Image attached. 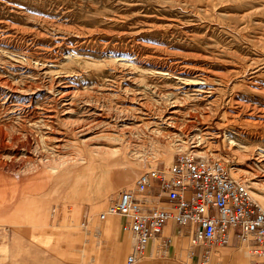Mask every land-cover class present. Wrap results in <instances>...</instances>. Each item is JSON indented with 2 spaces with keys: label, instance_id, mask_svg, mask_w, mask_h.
Wrapping results in <instances>:
<instances>
[{
  "label": "rangeland",
  "instance_id": "1",
  "mask_svg": "<svg viewBox=\"0 0 264 264\" xmlns=\"http://www.w3.org/2000/svg\"><path fill=\"white\" fill-rule=\"evenodd\" d=\"M0 132V264H112L118 236L126 264L122 217L115 236L99 215L175 145L264 191V0H0ZM96 150L55 192L49 167ZM177 245L197 264H260L244 241L207 258Z\"/></svg>",
  "mask_w": 264,
  "mask_h": 264
},
{
  "label": "built area",
  "instance_id": "2",
  "mask_svg": "<svg viewBox=\"0 0 264 264\" xmlns=\"http://www.w3.org/2000/svg\"><path fill=\"white\" fill-rule=\"evenodd\" d=\"M108 207L110 214L122 217L121 231L134 240L126 264L144 258L151 241L159 251L168 247L163 229L169 220L201 246L206 258L213 247L244 241L264 264V208L221 159L176 153L169 165L139 174L133 187L120 190Z\"/></svg>",
  "mask_w": 264,
  "mask_h": 264
},
{
  "label": "bare ground",
  "instance_id": "3",
  "mask_svg": "<svg viewBox=\"0 0 264 264\" xmlns=\"http://www.w3.org/2000/svg\"><path fill=\"white\" fill-rule=\"evenodd\" d=\"M226 141L229 142L233 146L234 145H238L236 150L238 152H243V149H242L243 145H241V143H236L235 140H233L229 135L226 136ZM173 149H175L177 151H180V152H186V153H188L190 155H195V156H198V157H202L204 159L218 156L214 152H211L212 151L211 149L210 150H209V148L207 149L206 146L202 147L201 144H197L196 146L192 145L191 147H189V146H187V144L181 143V144L175 145L173 147ZM91 153H92L93 156L90 157V158L79 159L76 162H71V163L65 162V163H63L61 165H58V166H50L49 167V170L51 171L52 178H53V181H54V184H55V187H54L55 192L58 189L62 188V187H64V188L65 187H68V188L69 187H75L79 183V179L81 178V176L86 174V173H88V167L91 168V163L92 162L98 161L100 158H106V155H105L106 151L105 150H102V151H97L96 150V151H92ZM157 161H158V158L155 159V160H152L153 165ZM171 161H172V157H169L168 158V163H170ZM229 171H230L231 175L233 173V175L235 177H237V178H239L241 176V168L233 167V168L229 169ZM231 171H232V173H231ZM233 175H232V177L235 178ZM237 180H239L240 182H242L244 184V186L246 187L248 192L252 195L254 200H257L258 203L260 204V206L262 208H264V205H262V203L259 201V200H261L263 202V204H264V191H263V189L262 188H258V187L256 189L254 187V185H256V184H252V185L246 184L245 185V183L243 181H241L240 179H237ZM131 182H132V180L129 179V181H127V184H131ZM108 208L109 207H107V209L104 212H102V213L105 214L104 218H101L100 215H99L100 220L105 221L106 219H108V217L113 215V214H110L108 212ZM14 222H17V220H14Z\"/></svg>",
  "mask_w": 264,
  "mask_h": 264
},
{
  "label": "crops",
  "instance_id": "4",
  "mask_svg": "<svg viewBox=\"0 0 264 264\" xmlns=\"http://www.w3.org/2000/svg\"><path fill=\"white\" fill-rule=\"evenodd\" d=\"M52 213L47 214L46 217V224H48L49 216ZM72 216L79 217V215H76V212H71ZM39 220V219H38ZM107 221V222H106ZM104 222V225L101 226L100 229L97 230V232L104 231L107 234H113L115 233L116 236V221H114V218L110 216L108 219H106ZM41 223V222H40ZM18 230L21 231L20 228L17 227ZM27 231V230H26ZM163 235L168 236L170 238V243L168 247L164 251H159L156 248V241H151L149 244V247L147 249L146 255L144 258L139 260L138 262L134 264H197L199 259L198 257L193 259L194 251L178 246L177 243H180L181 240L186 236V233L184 232V229H182L180 226H178L173 220L167 221V223L164 226L163 229ZM123 236H118L116 238V246L113 248L112 253L114 254V259L112 261V264H120V261L123 257L124 250L126 249V245L122 242ZM153 244V245H152ZM152 246V249L154 248L155 253L150 249ZM153 252V253H152ZM191 255V256H190ZM182 257L193 259V261L187 262L182 260ZM202 257V256H200ZM241 264L242 262L239 261ZM245 261H243L244 263ZM246 264V263H245Z\"/></svg>",
  "mask_w": 264,
  "mask_h": 264
}]
</instances>
